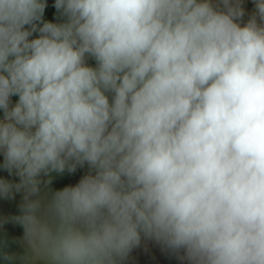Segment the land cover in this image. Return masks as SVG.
<instances>
[{"label":"clouds","instance_id":"obj_1","mask_svg":"<svg viewBox=\"0 0 264 264\" xmlns=\"http://www.w3.org/2000/svg\"><path fill=\"white\" fill-rule=\"evenodd\" d=\"M0 202V264H264V0H0Z\"/></svg>","mask_w":264,"mask_h":264},{"label":"rangeland","instance_id":"obj_2","mask_svg":"<svg viewBox=\"0 0 264 264\" xmlns=\"http://www.w3.org/2000/svg\"><path fill=\"white\" fill-rule=\"evenodd\" d=\"M251 7V5H249ZM57 186H60L57 184ZM19 198L17 197V200ZM0 211L3 212H15V203L0 202ZM9 231L13 234H18L20 230L18 228H11L9 226ZM136 264H176L172 259H169L166 255L159 252L154 247H149L147 251L141 250L136 257Z\"/></svg>","mask_w":264,"mask_h":264},{"label":"trees","instance_id":"obj_3","mask_svg":"<svg viewBox=\"0 0 264 264\" xmlns=\"http://www.w3.org/2000/svg\"><path fill=\"white\" fill-rule=\"evenodd\" d=\"M20 230V229H19Z\"/></svg>","mask_w":264,"mask_h":264}]
</instances>
